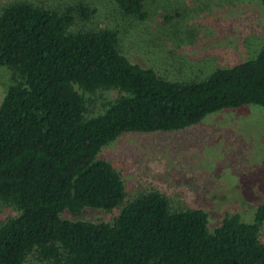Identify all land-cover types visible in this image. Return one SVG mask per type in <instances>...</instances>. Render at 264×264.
<instances>
[{
	"label": "trees",
	"instance_id": "16d2710c",
	"mask_svg": "<svg viewBox=\"0 0 264 264\" xmlns=\"http://www.w3.org/2000/svg\"><path fill=\"white\" fill-rule=\"evenodd\" d=\"M144 18V0H114ZM264 4V0H261ZM94 12L33 0L0 6V65L11 70L0 101V264H264V198L251 221L226 214L213 229L201 208L172 210L150 190L125 200L120 172L97 153L124 131L170 130L209 112L264 107V44L256 54L176 81L131 61L116 28L71 29ZM115 90L98 112L90 94ZM124 201V202H123ZM119 213L108 221L70 219L85 206Z\"/></svg>",
	"mask_w": 264,
	"mask_h": 264
},
{
	"label": "rangeland",
	"instance_id": "374dc122",
	"mask_svg": "<svg viewBox=\"0 0 264 264\" xmlns=\"http://www.w3.org/2000/svg\"><path fill=\"white\" fill-rule=\"evenodd\" d=\"M8 0H0V6ZM57 9L83 1L93 14L75 18L71 29L116 28L119 47L131 61L176 81L202 79L216 67L252 57L264 44L261 0H144V18L120 12L114 0H33ZM11 70L0 65V101ZM115 90L90 94V113L98 112ZM120 172L128 200L159 190L172 210L201 208L208 228L237 212L251 221L264 198V107L247 103L206 114L197 123L170 130L124 131L97 153ZM124 202V201H123ZM111 209L85 205L70 219L108 221ZM16 209L0 202V221ZM264 240V223L260 231ZM28 256L25 264H33Z\"/></svg>",
	"mask_w": 264,
	"mask_h": 264
}]
</instances>
